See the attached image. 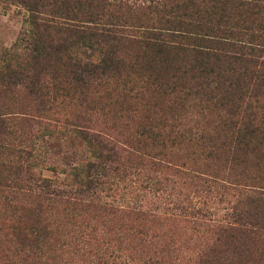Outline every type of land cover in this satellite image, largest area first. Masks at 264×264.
<instances>
[{"label":"rangeland","instance_id":"rangeland-1","mask_svg":"<svg viewBox=\"0 0 264 264\" xmlns=\"http://www.w3.org/2000/svg\"><path fill=\"white\" fill-rule=\"evenodd\" d=\"M142 1H138L142 7L149 2L144 0L141 5ZM160 1L168 5L184 2ZM209 5L207 2L205 7ZM118 10L107 5L101 12L107 19L109 13L121 15ZM131 10L134 18L130 23L127 20L130 25L125 24V29L135 38L145 29L170 32L159 21L175 18L191 24L180 27L188 37L250 45L248 37L234 34L256 35L264 26L262 13L244 24L224 23L216 17L203 25L196 17L198 12L193 14L190 8L180 17H174L167 5L162 13L135 6ZM179 11L176 14L181 15ZM27 29L24 7L0 8V65L14 64L28 49ZM189 43L182 44L192 46ZM118 48L120 73L135 81L127 82V87H133L131 94L136 99L124 101L118 87L111 101L105 100V92L114 85L109 80L106 89L104 78L92 81L86 91L53 88L49 66L38 70V79L0 83V120L4 122L0 125V264H264V221L252 218L263 204L248 203L250 190L264 196V148L256 155L241 156L228 154V146H221L230 114L236 113L239 119L251 112L264 120L263 109L253 108L254 97L247 98L256 95L263 104L262 88L253 86L243 100L232 96L239 106L233 112L224 83L230 73L223 71L224 66L217 68L187 53L180 59L174 57L170 67L159 72L161 81L176 85L167 94L154 83H143L147 55L128 45ZM200 67H212L215 73L203 81L207 74ZM247 104L252 106L246 110ZM143 107L149 113L168 116L160 122L165 128L203 130L211 138L168 147L164 164L171 170L160 171L151 165L158 160L149 151L153 156L143 155L141 160L98 157L101 150L90 138L92 134L116 144L120 153L123 147L137 153L129 138L139 125L148 123ZM108 110L129 117L113 119L104 115ZM23 117L34 118L28 128L21 122ZM75 128L88 137L80 136ZM26 138V148L35 156L30 162L20 152ZM209 144L217 158L207 155ZM190 165L197 169L191 170ZM123 168L127 173H121ZM149 177L158 182L149 184Z\"/></svg>","mask_w":264,"mask_h":264},{"label":"trees","instance_id":"trees-1","mask_svg":"<svg viewBox=\"0 0 264 264\" xmlns=\"http://www.w3.org/2000/svg\"><path fill=\"white\" fill-rule=\"evenodd\" d=\"M138 1L134 0L129 4V0H0V8H9L15 4L24 7L27 12L28 27L26 40L29 41L26 45L28 49L16 57L14 64L5 63L0 65V83L7 85V83H10L8 79H14L13 82L24 78L38 79L41 73H38V70L41 68L44 70L46 66H49L52 69V73H50L53 79V88L68 86L73 89L82 88L86 91L92 81L104 78L103 85L106 89L109 80H112L114 85L111 90L105 92V100L111 101L112 94L118 87L122 90L124 101L127 98L136 99L137 95L135 93L131 94L133 87H127V82L135 81L122 77L120 73L122 59L119 57L118 51L120 49L118 46L128 45L129 47L140 49L149 59L143 60L144 65L147 67L143 83H154L156 89H161L167 94H172L176 85H174V82L161 81L162 77L159 72L169 68L174 57L180 59L181 55L187 53L197 55L202 61H206L208 64L211 63L217 68L224 66L223 71L230 73V76L224 79V83L231 95L228 101L234 105L233 112L239 106L234 104L235 101L232 96H235L236 100H243L247 93L253 91V86L259 89L262 88L264 91L263 25L261 26L263 32H259L256 35L247 33L234 34L235 37H248L250 45L224 42L222 40L208 41L209 39L201 37H188L183 34L184 32H182L180 27L182 24H185L186 27L191 26V24L183 23L175 18H166L164 21H159L169 26L167 29L170 32L166 33H162L157 29L151 32L145 29L141 37L135 38L129 37L126 34L128 29H125V24L130 25L127 24V20L130 23L132 18H134L130 17L129 12L132 11L131 9L134 6L139 7V9H149V12L162 13L167 5L171 12L175 13L173 14L174 17L185 16L186 11L190 8L191 13L198 12L196 17H200L203 20V25L216 17H218L217 20L224 23L241 21L244 24L248 18L253 17L255 19L256 15L264 14V0H184V2L177 1L173 4L170 2L169 5L165 4V1H163V4L160 0H149L150 3L148 2L145 7L140 6ZM207 2L210 3L208 8L205 7ZM107 5L115 6L119 9L118 11L122 10V14L109 13L108 18L104 19V13L102 12ZM141 5H145L144 0ZM124 9L127 11L124 12ZM177 11L181 15L176 14ZM253 41H256L255 44ZM182 43H189L192 46H184ZM166 57L170 60H167ZM184 70L191 69L184 68ZM28 72H30V75H28ZM200 72L207 74L203 81H207V77L212 72L215 73L212 67L208 68V70L200 67ZM254 76H256V81ZM80 94L84 95V93ZM249 97H254V103L256 104L253 108H261L264 111V103L259 104V99L256 95L251 96L249 94L247 98ZM263 98L264 93L262 94ZM99 102L96 101L95 103L98 104ZM251 106V104H247L246 110L249 107L251 108ZM143 108L147 111L145 118L148 123L139 125L129 138L130 142L133 141L135 143V145H130V147L136 149L137 153L123 147L122 153L127 152V155L121 157L122 153H120L116 144L101 140L98 135L92 134L90 138L101 150L98 157H101V159L104 157L108 161H117L120 158L123 159L130 156L141 160L143 155L151 156L148 153L149 151L155 154V156H152L158 160H152L150 162L151 165L157 167L160 171L171 170V167L164 164L165 156H169L168 147H174L185 140L188 142L200 138L204 142L205 139L211 138V135L203 130L192 132L190 128L181 130L174 125L165 128L160 122L168 119V116L159 114L156 111L149 113L150 109ZM104 115L113 119L129 117L127 114L110 110L104 112ZM235 116L236 113L227 116L229 121L225 129V139L221 142V146L223 149L228 146V154L256 155L260 148H264V120H261L258 115L251 112L243 115V118L236 119ZM30 121H34V118L23 117L21 119V122L26 124L27 128L30 126ZM3 123V120H0V125ZM64 127L68 128V126ZM73 131L79 133L80 136L88 137V134L81 129L75 128ZM27 137H30L29 133ZM26 140L27 138L24 141L25 147L20 152L24 156V161L30 162L35 156L32 152L33 150L26 148ZM126 145L129 148V144L127 143ZM212 146L211 144L207 145L209 150L207 155L217 158ZM231 146L232 149L230 151ZM204 166L211 168L207 164ZM27 167L29 170L32 169V165L29 163ZM190 169L196 170L197 168L190 165ZM121 173L127 172L123 168ZM137 173L145 172L138 170ZM146 180L152 185L158 182L157 179L150 177ZM250 191L248 203L256 206L257 204H263L261 208L255 210L252 218H261V221H264V196H260V193L256 195L258 191ZM41 264L44 263L42 262Z\"/></svg>","mask_w":264,"mask_h":264}]
</instances>
